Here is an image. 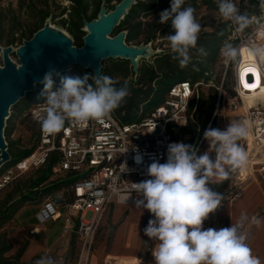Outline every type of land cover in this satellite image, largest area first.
I'll return each instance as SVG.
<instances>
[{
	"label": "clouds",
	"instance_id": "clouds-1",
	"mask_svg": "<svg viewBox=\"0 0 264 264\" xmlns=\"http://www.w3.org/2000/svg\"><path fill=\"white\" fill-rule=\"evenodd\" d=\"M185 2L171 0L170 9L162 11L159 20L161 24L171 22L173 33L165 38L172 59L178 61L181 69L192 62L190 50L197 47L201 31L195 9L183 7ZM216 3L221 17L240 30L251 23L246 14L240 13L234 0H216ZM260 6L264 8V0H260ZM198 51L206 55L202 47ZM221 53L229 60L239 55L238 49L228 42L222 46ZM253 54L264 55V47L255 49ZM56 76L60 79L59 87L55 86ZM40 83L43 107L34 113V119L44 134L51 135L60 132L66 122L102 121L130 95L127 82L117 88L113 78L101 74L68 76L53 68ZM246 135V128L239 123L228 124L225 130L209 128L203 133L209 148L202 154L193 145L171 143L166 162L153 160L148 166L147 175L151 178L133 183V191L139 197L135 207L147 210L153 217L143 231L157 242L152 251L155 264H261L241 232L249 221L246 212H241L229 227H203L222 201V194L210 184L228 180L231 173L247 162L246 151L237 143ZM136 162L140 163L141 158L137 157ZM130 196L121 195L120 202L127 203ZM252 223L260 226L262 221L253 217ZM36 264H55V260L46 256Z\"/></svg>",
	"mask_w": 264,
	"mask_h": 264
},
{
	"label": "built area",
	"instance_id": "built-area-1",
	"mask_svg": "<svg viewBox=\"0 0 264 264\" xmlns=\"http://www.w3.org/2000/svg\"><path fill=\"white\" fill-rule=\"evenodd\" d=\"M234 38L237 40L234 47L239 52L233 64L234 95H229L222 87L217 88L212 119L223 105L232 111L243 109L250 122L253 142L264 148V55L253 54L255 49L264 47V17L246 32L237 28ZM249 51L253 60L248 57ZM200 83L183 80L173 84L164 101L136 121L121 122L112 112L102 121L66 122L64 128L54 135L44 134L34 119V113L43 107L42 97L27 111L39 127L36 147L27 157L2 170L0 188L18 175L45 163L52 153L56 154L51 174L53 181L65 177L73 181L49 192L37 205L35 218L39 224H45L64 217L62 234L74 233L80 241L74 264H89L96 231L113 203L135 204L139 197L133 191V183L150 179L147 168L153 160L165 163L168 145L182 142L174 137V131L177 127L187 126L189 105ZM250 94H256L258 99L244 109L242 99ZM137 157L141 158L140 163L136 162ZM248 165L253 172L259 173L264 195V154H259L256 159L249 158ZM244 181L246 179L239 171L236 181H231L226 191V202L243 195L245 185L241 184ZM124 194H131L127 203L120 202V196ZM214 213L204 222L205 229ZM156 243L150 249L153 261L152 251ZM113 261L109 264H116Z\"/></svg>",
	"mask_w": 264,
	"mask_h": 264
},
{
	"label": "trees",
	"instance_id": "trees-1",
	"mask_svg": "<svg viewBox=\"0 0 264 264\" xmlns=\"http://www.w3.org/2000/svg\"><path fill=\"white\" fill-rule=\"evenodd\" d=\"M120 1L19 0L17 8L7 7L0 12V42L5 41L6 46L13 44L15 41L22 44L24 40L30 39L37 30L41 29L48 20L66 30L74 45L81 47L83 45V36L86 34L83 30L85 22H90L97 18L102 5L107 10H112L115 4ZM234 3L240 13L246 14L250 20L253 17L260 16L262 12L260 0H234ZM170 5L171 0H135V3L130 6L111 34L113 36L124 31L126 33V43L137 46L152 45L156 39L164 38V42L160 45L167 44L168 47L162 48L160 52H155L151 56L150 61L146 62L141 58L138 73L132 80L114 79L118 75L123 77L127 75L126 66L130 62L121 58L111 68L102 67L100 74L113 78L117 82L115 85L117 88L122 87L127 82L130 95L125 98L120 107L113 111V116L121 122L136 121L150 108L162 103L173 84L183 80H188L192 84L201 82L189 105L187 126L177 127L174 131L176 139L185 144L195 146L197 139L203 135L206 127L208 129L213 127L214 118L212 119V116L218 96L217 88L222 87L229 95H234L233 64L236 59L229 60L232 69L223 78H221L220 71L217 70L216 65L224 43L233 42L234 46L237 43V40L231 39V34L236 25L230 21H225L221 17L216 0H186L183 7L192 6L195 9V17L199 8L205 7L208 11L216 13L219 19L215 30L200 31L197 47L190 50L192 62L186 68L181 69L178 61L172 59L169 43L165 38V36L173 33L171 22L159 23L160 13L170 9ZM22 11H24L25 17L21 16ZM253 24L255 23L251 21L249 26L241 31L246 32ZM236 27L238 28V26ZM16 34L18 35L16 36ZM201 47L205 50L206 55L198 51ZM68 76L83 77L84 73ZM91 76L94 75L91 73ZM54 80L55 86H59V77H54ZM91 82L90 80L89 83ZM202 85L208 86L206 94L202 89ZM42 89L43 85L37 84L34 91L26 94V99L23 101V109L29 108L31 104L38 101L27 103L29 100L36 99ZM13 120L14 116H10L6 120L4 128L5 138L9 139L12 134L14 129ZM33 122L35 123L34 120ZM35 125L38 135L39 127L36 123ZM187 135L188 138H186ZM35 147L36 144L31 148L20 149L15 146V142L9 140L7 142V151L10 159L6 166H11L27 157ZM197 149L198 154L204 152L200 147H197ZM210 154L214 156V153ZM55 161L56 154L52 153L45 163L36 168L35 177L30 178L25 183V192H21V188L17 186L0 200V230L26 202H38L44 195L67 186L73 181L70 177L49 181ZM1 173L2 169L0 170ZM231 181L232 177L230 174L228 180L222 183L210 184V187L223 196L228 190ZM4 187L0 188V190ZM16 194L18 196L14 197ZM27 245L28 243L24 242L16 253L7 254L11 251L12 244L6 239L4 234L0 233V264H36L37 258L28 263L20 262Z\"/></svg>",
	"mask_w": 264,
	"mask_h": 264
},
{
	"label": "rangeland",
	"instance_id": "rangeland-1",
	"mask_svg": "<svg viewBox=\"0 0 264 264\" xmlns=\"http://www.w3.org/2000/svg\"><path fill=\"white\" fill-rule=\"evenodd\" d=\"M19 0H0V12L7 7L17 8ZM22 17H25L24 11L21 13ZM264 17V8H262V12L260 16L253 17L251 21L254 23L259 22L261 18ZM197 22L201 24L202 31H213L215 30L219 16L211 11H208L205 7H200L196 13ZM48 21V20H47ZM50 22V21H49ZM56 28L61 29L65 32L66 30L56 26L52 22H50ZM233 24V23H232ZM237 27L234 26V31L231 34V39L234 40V34L236 32ZM18 34H16L17 36ZM164 38L156 39L152 45H150L149 51L160 52L162 48L168 47L167 44H162ZM233 46V42H229ZM19 42L15 41L11 46L13 50L9 56L10 58L18 63V58L15 53V50L19 46ZM134 45V44H129ZM0 46L4 48L6 46L5 41L0 42ZM137 46V45H134ZM139 47V46H138ZM2 54L0 55V65L2 66ZM119 60V58H108L102 59L100 64L102 67L111 68L112 65ZM142 59H139V64ZM144 61H150L151 57L143 59ZM127 75L123 76H115V80H132L134 78V74L132 72V68L130 64L126 66ZM218 71H220V76L223 78L228 75V71L232 69V65L229 63L228 59H226L222 53L220 52L219 59L216 65ZM227 71V73H226ZM84 73L91 76V71L87 70L81 66H72L66 68L61 75H71V74H79ZM226 74V75H225ZM58 77V76H57ZM207 85H202V89L205 94L207 92ZM28 94V93H27ZM36 99L29 100L27 103H33L37 100H40L42 97L40 95L36 96ZM26 97L20 99L15 105L8 109L9 116H14V129L9 139L5 138L6 142L12 141L15 142V146L20 149L31 148L37 142V129L36 125L33 122L32 118L28 115L27 109H23V101ZM247 103V100L242 99V104ZM25 104V102H24ZM26 105V104H25ZM30 105V104H29ZM239 123L246 128L247 135L240 140L237 141L244 150L246 151L249 158L256 159L260 154L259 148H257L254 142H252V137H248V134L251 133L249 122L246 117V113L243 109H239V111H232L228 108L227 105H223L222 108L218 111L217 115L214 116V123L212 128H218L221 130H225L228 124ZM206 127L205 130H207ZM188 138V135L186 136ZM188 140V139H187ZM186 140V141H187ZM200 143V145H199ZM253 146V148H252ZM195 147H200L204 151H207L209 148L208 142L204 139V136L201 135L197 141ZM249 149V150H248ZM264 150V148H262ZM256 154V156L254 155ZM5 163L4 167L1 169L8 167ZM257 166H254L256 168ZM240 169H237L235 172L231 173L232 183L236 181V177L239 174ZM242 171H245V165L242 167ZM36 168L30 169L20 175H18L15 179H13L8 185H6L3 189L0 190V200L4 198V196L15 189L17 186L21 188V192L26 191L25 183L30 179L35 177ZM261 179L258 172H253L251 167L247 163V170L244 172L243 176L246 179L241 185H246L247 182L253 179V176ZM54 178L51 176L49 181H53ZM234 189V187L232 188ZM47 195V194H46ZM44 195L40 201L38 202H26L22 207H36L42 199L46 196ZM225 195H228L225 194ZM225 195L222 197L223 203H226ZM16 194L14 197H17ZM90 217V213L87 215ZM153 218L152 214L147 210H143L142 208L135 207V204H117L113 203V206L107 212V214L101 220L98 229L96 231L93 249L91 252V257L95 260L96 264H109L113 259L121 260V259H130L133 260V264H155V262L150 257V249L154 245L153 240H150L147 236L144 235V228L147 226L149 219ZM61 222L64 221V217L59 218ZM57 225V224H56ZM59 228V224L57 225ZM0 233L4 234L6 239L12 244V249L7 254H14L17 252L18 248L24 243H28V238L31 234H27V237L23 235L19 230L17 225H15L11 220L7 221L1 228ZM65 239H67L66 245L64 246V251L60 254H57L58 247L55 250L54 256L52 258L55 260V263L59 264H74L76 257L78 255L80 249V241L76 234L70 233L65 235ZM35 248L32 246L27 250L26 257L31 255ZM40 257V256H39ZM38 258V256H37ZM92 259V260H93ZM90 262V261H89Z\"/></svg>",
	"mask_w": 264,
	"mask_h": 264
},
{
	"label": "water",
	"instance_id": "water-1",
	"mask_svg": "<svg viewBox=\"0 0 264 264\" xmlns=\"http://www.w3.org/2000/svg\"><path fill=\"white\" fill-rule=\"evenodd\" d=\"M134 3L135 0H121L112 10H107L102 5L98 17L85 22L83 30L86 34L83 36L81 47L75 46L65 31V35L62 36L57 33L46 35L44 30L49 27L61 31L49 21H46L41 29L37 30L30 39L24 40L15 50L18 63L9 56L13 51L11 46L4 48L0 46V55L2 54L3 58V64L0 65V169L10 159L4 136V128L9 116L8 109L24 98L28 92L34 91L49 69L54 68L61 74L66 68L77 65L90 70L93 75H98L101 73L102 59L121 58L130 62L136 76L139 59L149 58L155 53L149 51L150 44L139 47L127 44L124 31L111 35ZM116 51H119L120 55L114 54Z\"/></svg>",
	"mask_w": 264,
	"mask_h": 264
},
{
	"label": "crops",
	"instance_id": "crops-1",
	"mask_svg": "<svg viewBox=\"0 0 264 264\" xmlns=\"http://www.w3.org/2000/svg\"><path fill=\"white\" fill-rule=\"evenodd\" d=\"M226 194V192H225ZM224 194V195H225ZM223 195V196H224ZM222 196V197H223ZM36 207H21L14 215L11 221L17 225L18 230L27 237V234H31L28 238L29 242L27 248L20 258V262L28 263L34 259L39 260L42 257L54 256L55 250L59 248L57 254L64 251L67 239L65 234H62L63 222L59 218L51 220L45 224H39L35 218ZM241 212H246L249 221L245 223L241 229L242 234L246 238V243L252 249V254L259 258L261 264H264V195H263V182L261 179L253 176V179L246 183L243 195L232 202H226L216 210L211 216L207 228H224L229 227L232 223H235L240 217ZM259 218L262 223L260 226L252 223V218ZM59 224V228L57 225ZM34 247L35 250L31 255L26 257L27 250L30 247ZM40 256V257H39ZM93 257L90 259L89 264H96ZM116 264L119 262L116 259ZM110 263H113L114 261ZM123 260V259H121ZM128 264H133L134 261L130 259H124ZM55 264H59L56 262Z\"/></svg>",
	"mask_w": 264,
	"mask_h": 264
},
{
	"label": "bare ground",
	"instance_id": "bare-ground-1",
	"mask_svg": "<svg viewBox=\"0 0 264 264\" xmlns=\"http://www.w3.org/2000/svg\"><path fill=\"white\" fill-rule=\"evenodd\" d=\"M44 33L46 35H49L51 33H57L60 36L65 35V32L63 30H61V31L53 30L52 27H49L47 30H44ZM108 38H112V37H108ZM123 45L125 46V43H123ZM114 54L120 55V52L116 51ZM248 57H249L250 60H253L252 52H250V51L248 52ZM245 99L247 100V103L244 102L243 107H244V109H247L248 106H251L252 104H254L257 101L258 97H257L256 94H250V95H245L244 96V100ZM247 120H248V118H247ZM248 122H249V120H248ZM249 127H250V122H249ZM248 137H252L250 133L248 134ZM252 142H253V137H252ZM255 146L257 148L261 149L260 150L261 151L260 154H264L263 153V149L260 146H257V145H255ZM252 148H253V146H252ZM254 155L256 156V154H254ZM248 157L249 156L247 155V162L245 164V171L244 172H246V170H247V163H248V160H249ZM240 171L244 174V172L242 171V168H240ZM118 262H119V264H128L126 260H118Z\"/></svg>",
	"mask_w": 264,
	"mask_h": 264
},
{
	"label": "snow or ice",
	"instance_id": "snow-or-ice-1",
	"mask_svg": "<svg viewBox=\"0 0 264 264\" xmlns=\"http://www.w3.org/2000/svg\"><path fill=\"white\" fill-rule=\"evenodd\" d=\"M246 71H250V70H246ZM244 73L241 74V78L243 79ZM247 86V85H246Z\"/></svg>",
	"mask_w": 264,
	"mask_h": 264
}]
</instances>
